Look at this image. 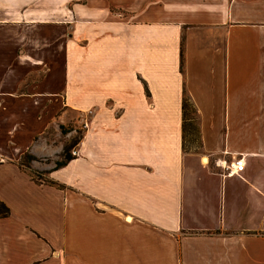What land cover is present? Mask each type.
<instances>
[{"label":"crops","instance_id":"crops-1","mask_svg":"<svg viewBox=\"0 0 264 264\" xmlns=\"http://www.w3.org/2000/svg\"><path fill=\"white\" fill-rule=\"evenodd\" d=\"M0 201V264H264V0H0Z\"/></svg>","mask_w":264,"mask_h":264},{"label":"rangeland","instance_id":"rangeland-1","mask_svg":"<svg viewBox=\"0 0 264 264\" xmlns=\"http://www.w3.org/2000/svg\"><path fill=\"white\" fill-rule=\"evenodd\" d=\"M77 117H78V115L75 116V119L72 120V122L64 125V128L66 129V131L67 130L73 131L71 133V135L67 134L69 131H67L66 133H62L61 130L60 131L55 130V128H54V130L52 128H50L48 130V133L46 134V139L50 144L55 145L54 146L55 151L53 154L51 153L49 157H42V156L35 157L34 161H36L38 166L43 167V166H46L50 162H56V163L64 162L65 156L67 154H69L71 157H74L71 153L73 151L72 148L75 146L74 144L76 142L78 143L80 141V139L82 138V135H83L82 134L83 128L81 127V124H83V122H81L80 120L77 121L76 120ZM194 139H195V142L190 143L187 141V138H186V149H189L192 151L198 150V148H197L198 139H197V137H195ZM19 162H21V160ZM30 163H29V166H30ZM21 167H22V170L27 172L35 181L45 182V183L48 182V180L46 178V171L34 170L31 167L26 168L25 163H22Z\"/></svg>","mask_w":264,"mask_h":264},{"label":"trees","instance_id":"trees-1","mask_svg":"<svg viewBox=\"0 0 264 264\" xmlns=\"http://www.w3.org/2000/svg\"><path fill=\"white\" fill-rule=\"evenodd\" d=\"M181 113H182V124H181L182 149L184 151H192V150L186 149V138H187L188 142L194 143L195 142L194 138L197 137V139H198L197 148H198L200 146L199 131H198L197 122H196V111L194 109L193 104L190 102V100L188 99V97L186 95H184L182 98ZM60 130L62 133H66L67 131H69V130L66 131L64 126H60ZM76 144H77V142L74 145H76ZM71 159H72V157L69 154H67L65 156L64 162L56 163V167H60V166L64 165L66 162L70 161ZM34 160H35V158L33 156H31L29 154H25L22 157L21 162L18 163V165L20 168H22L21 167L22 163H25V167L30 168L29 163L31 161H34ZM8 215H9V208L6 206L5 203L0 201V217H6Z\"/></svg>","mask_w":264,"mask_h":264},{"label":"built area","instance_id":"built-area-1","mask_svg":"<svg viewBox=\"0 0 264 264\" xmlns=\"http://www.w3.org/2000/svg\"><path fill=\"white\" fill-rule=\"evenodd\" d=\"M72 155L75 156L76 155V151L73 150L72 152ZM216 165L222 169V171L225 172V174L227 175H231V174H236L238 173V171L242 168L243 166V160L242 158L240 159H237L235 161H231V162H226V161H223V162H219L217 161L216 162Z\"/></svg>","mask_w":264,"mask_h":264}]
</instances>
